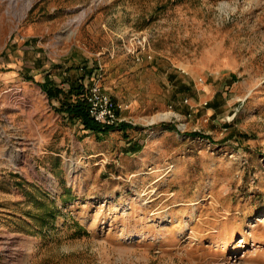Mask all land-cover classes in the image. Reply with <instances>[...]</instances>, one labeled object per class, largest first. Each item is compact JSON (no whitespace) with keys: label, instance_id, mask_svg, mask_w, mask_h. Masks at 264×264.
I'll use <instances>...</instances> for the list:
<instances>
[{"label":"rangeland","instance_id":"1","mask_svg":"<svg viewBox=\"0 0 264 264\" xmlns=\"http://www.w3.org/2000/svg\"><path fill=\"white\" fill-rule=\"evenodd\" d=\"M12 45L66 116L91 72L125 109L1 87L0 264H264V0H0Z\"/></svg>","mask_w":264,"mask_h":264},{"label":"crops","instance_id":"2","mask_svg":"<svg viewBox=\"0 0 264 264\" xmlns=\"http://www.w3.org/2000/svg\"><path fill=\"white\" fill-rule=\"evenodd\" d=\"M27 48H29V47L23 46V54L26 51H29ZM13 49H14V46L12 45V49H11L12 51L8 55L5 54L4 56L0 57V89H1V87L6 86L11 81L21 83L23 85L22 87L28 92L29 96H31L33 99H36V97H35V95H36V96H38V98L40 97V99H41V102H38L39 105H34L36 103L33 104V108H34L33 114H36L37 109H38V110L43 111L44 116H47L54 121H56L59 117L63 116L66 118V120L79 122L80 121L79 118L72 117L70 115L66 116L67 113L62 112V111L60 112L58 110L59 108L56 107V102L54 101L55 96H56V98H58V101L60 102V104L64 103L66 101V99H65V97L62 96V93H61L62 90H60V88H61L60 84H57L54 81H53V83L50 82L51 80H53L52 76L47 77L49 81L46 79H42L43 83H37L33 87L31 86V84L29 82H23L22 81V79H25V77L24 76L20 77V75L22 74L20 72V70H22V67H20V64L23 62V59L25 57L24 56H22V57L17 56L16 57L15 56L16 53L14 52ZM88 74L93 76V74H95V73L91 72ZM82 77H84V75ZM82 79L83 78H79L77 80V82H74L72 80L69 81V79H68V82H70V90H68V91L72 92V88L74 85H78V84L83 85ZM36 81L38 82V79H36ZM47 81L50 83H48ZM103 87L109 93L107 88L105 86H103ZM83 89H84V86H83ZM63 90H67V89L63 88ZM71 94L74 95L75 98L73 99V101L75 102L79 96H77L76 93H74V92H72ZM46 97L48 98V103L45 102ZM81 98H82V95H81ZM74 102H72V103H74ZM118 103H121V102H118ZM134 109H135V107H134ZM123 112H124V110L120 111V113H123ZM185 112H188V109H186ZM140 132H142V131H140ZM133 140H135L133 145H135V144L137 145V142L139 141V139L135 138Z\"/></svg>","mask_w":264,"mask_h":264},{"label":"built area","instance_id":"3","mask_svg":"<svg viewBox=\"0 0 264 264\" xmlns=\"http://www.w3.org/2000/svg\"><path fill=\"white\" fill-rule=\"evenodd\" d=\"M84 86V99L88 105L90 116L103 126H113L124 120L120 111L125 109L118 103L101 83L96 80V75H86L82 79ZM1 103V100H0Z\"/></svg>","mask_w":264,"mask_h":264},{"label":"trees","instance_id":"4","mask_svg":"<svg viewBox=\"0 0 264 264\" xmlns=\"http://www.w3.org/2000/svg\"><path fill=\"white\" fill-rule=\"evenodd\" d=\"M72 92H75L78 99L74 103L67 105V111L72 117L80 118L85 124L87 129L102 131L104 130L102 124L94 120L88 111V105L84 99L81 98V95L84 93L83 85L78 84L74 85ZM107 129H111L107 127Z\"/></svg>","mask_w":264,"mask_h":264},{"label":"bare ground","instance_id":"5","mask_svg":"<svg viewBox=\"0 0 264 264\" xmlns=\"http://www.w3.org/2000/svg\"><path fill=\"white\" fill-rule=\"evenodd\" d=\"M172 114L171 111H165L162 112L161 114H159L157 117H154L153 120H156L158 118H168L170 115ZM264 221V215L258 216L257 220H254L253 222H251V227L254 229L255 227H257V223L263 222Z\"/></svg>","mask_w":264,"mask_h":264}]
</instances>
